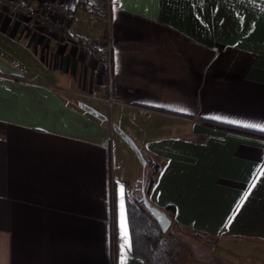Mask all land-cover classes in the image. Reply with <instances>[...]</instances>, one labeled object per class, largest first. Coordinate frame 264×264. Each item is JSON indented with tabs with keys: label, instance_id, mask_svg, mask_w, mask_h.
<instances>
[{
	"label": "crops",
	"instance_id": "1",
	"mask_svg": "<svg viewBox=\"0 0 264 264\" xmlns=\"http://www.w3.org/2000/svg\"><path fill=\"white\" fill-rule=\"evenodd\" d=\"M57 1L70 34L0 2V264H121V212L131 239L148 171L115 127L158 165L148 199L173 206L170 227L264 264V130L245 126L264 125V0H111L109 25ZM108 33L112 107L84 95L107 89L108 65L76 44ZM126 264L146 263L131 247Z\"/></svg>",
	"mask_w": 264,
	"mask_h": 264
},
{
	"label": "trees",
	"instance_id": "2",
	"mask_svg": "<svg viewBox=\"0 0 264 264\" xmlns=\"http://www.w3.org/2000/svg\"><path fill=\"white\" fill-rule=\"evenodd\" d=\"M227 128L234 131L238 130L233 127ZM146 161L148 172L135 185L133 198L129 196L127 200V214L133 252L146 264H181V246L174 245L175 242L170 239L172 237L170 232L163 233L160 230L144 205V197L149 202L148 195L153 186L154 176L158 168V165L151 159L146 158ZM168 212H173V206L166 208L165 213L167 215ZM190 231L194 234L202 235V233Z\"/></svg>",
	"mask_w": 264,
	"mask_h": 264
},
{
	"label": "built area",
	"instance_id": "3",
	"mask_svg": "<svg viewBox=\"0 0 264 264\" xmlns=\"http://www.w3.org/2000/svg\"><path fill=\"white\" fill-rule=\"evenodd\" d=\"M28 0H0L1 3L13 14V15H26L34 17L41 26L47 27L50 31L55 30L58 27L70 34V30L66 24H60L55 20V16H63L65 21L68 22L74 19L75 13L74 9L67 6V3L60 2L57 0H45L41 6L29 7L27 5ZM77 5L82 7L87 13L93 16L103 17L106 19L108 25L111 18L112 1L111 0H75ZM64 25V26H62ZM77 46L91 54H97L100 59L106 61L108 65V82L105 89L94 90L87 94L94 100L105 101L110 107H112L117 101L111 93L112 85V75H111V40L108 36L101 44L99 41L95 40H83L77 39ZM142 114H148L150 109L147 107H138Z\"/></svg>",
	"mask_w": 264,
	"mask_h": 264
},
{
	"label": "rangeland",
	"instance_id": "4",
	"mask_svg": "<svg viewBox=\"0 0 264 264\" xmlns=\"http://www.w3.org/2000/svg\"><path fill=\"white\" fill-rule=\"evenodd\" d=\"M90 104L95 107L99 105V103L96 102H90ZM108 119L109 121L111 120V115H108ZM114 136L120 137L118 136V133L116 131L114 132ZM126 145H128L127 147H129L128 151L135 155V152L131 148V146L128 143ZM134 157H136V155ZM114 158V168L115 166H118L116 162L118 161V158H120L121 164L124 165L121 166V171L122 169L128 170L126 163L128 158L122 152H119L118 155L115 145ZM138 163L142 165L141 162L138 161ZM115 177L117 178L116 171ZM167 232L171 233L172 237L170 239L172 242H175L174 245L181 246L182 248V252L180 254L182 260L181 264H244L243 249H239V247H237L239 246L238 243L234 244L236 246H233V249L227 247L228 245L225 243V238H211L204 234H194L190 230L177 227L175 225L171 226L170 229L167 230ZM254 262L256 261L252 258L249 260L250 264H254Z\"/></svg>",
	"mask_w": 264,
	"mask_h": 264
},
{
	"label": "water",
	"instance_id": "5",
	"mask_svg": "<svg viewBox=\"0 0 264 264\" xmlns=\"http://www.w3.org/2000/svg\"><path fill=\"white\" fill-rule=\"evenodd\" d=\"M80 105L83 109H85L89 113L93 114L94 116H96L102 120L106 119V116L103 115L102 113H100L94 107H92L86 103H81ZM115 131L118 132L123 137V139L131 146V148L135 151V153H136L137 157L139 158V160L141 161V163L145 166L147 163L146 159L144 158L141 150L136 145V143L133 141V139L131 137H129L128 135H126L121 129H119V127H115ZM144 205L148 209V211L150 212L152 217L154 218V220L157 223V225L159 226L160 230L163 233L167 232V230L170 228V225H171V220L169 219V217L163 211H160L156 207L151 206L150 203L147 201L146 197H144Z\"/></svg>",
	"mask_w": 264,
	"mask_h": 264
},
{
	"label": "snow or ice",
	"instance_id": "6",
	"mask_svg": "<svg viewBox=\"0 0 264 264\" xmlns=\"http://www.w3.org/2000/svg\"><path fill=\"white\" fill-rule=\"evenodd\" d=\"M179 111H183V109H178ZM248 127H259L261 128V130H264V125H245ZM255 186V185H253ZM251 192V189H249V193ZM121 208L123 207V198H124V193L123 190L121 188ZM243 199H247V194L245 195V197ZM238 211V209H237ZM231 221H229L230 223ZM121 231H122V238L124 239V243L120 245L121 248V264H126V255H127V251L131 250L132 244H131V239L130 236L128 234L127 231V221L124 218V214L123 211L121 212ZM127 249V251H126Z\"/></svg>",
	"mask_w": 264,
	"mask_h": 264
}]
</instances>
